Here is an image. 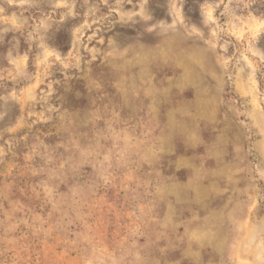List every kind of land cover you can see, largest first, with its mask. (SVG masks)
I'll return each instance as SVG.
<instances>
[{
    "label": "rangeland",
    "instance_id": "obj_1",
    "mask_svg": "<svg viewBox=\"0 0 264 264\" xmlns=\"http://www.w3.org/2000/svg\"><path fill=\"white\" fill-rule=\"evenodd\" d=\"M0 264H264V0H0Z\"/></svg>",
    "mask_w": 264,
    "mask_h": 264
}]
</instances>
